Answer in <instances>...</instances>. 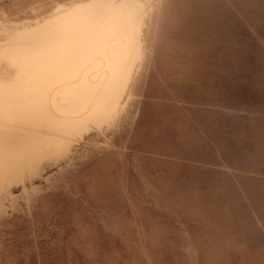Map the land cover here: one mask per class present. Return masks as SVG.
Masks as SVG:
<instances>
[{
	"label": "rangeland",
	"instance_id": "374dc122",
	"mask_svg": "<svg viewBox=\"0 0 264 264\" xmlns=\"http://www.w3.org/2000/svg\"><path fill=\"white\" fill-rule=\"evenodd\" d=\"M156 3L118 119L0 189V264H264V0Z\"/></svg>",
	"mask_w": 264,
	"mask_h": 264
},
{
	"label": "bare ground",
	"instance_id": "6f19581e",
	"mask_svg": "<svg viewBox=\"0 0 264 264\" xmlns=\"http://www.w3.org/2000/svg\"><path fill=\"white\" fill-rule=\"evenodd\" d=\"M154 1L75 0L0 20V189L118 119L156 27Z\"/></svg>",
	"mask_w": 264,
	"mask_h": 264
}]
</instances>
